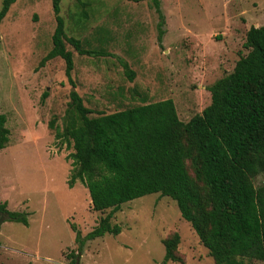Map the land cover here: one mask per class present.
Segmentation results:
<instances>
[{"label":"rangeland","instance_id":"374dc122","mask_svg":"<svg viewBox=\"0 0 264 264\" xmlns=\"http://www.w3.org/2000/svg\"><path fill=\"white\" fill-rule=\"evenodd\" d=\"M80 1L60 3L65 34L100 55L80 56L65 43L74 87L60 58L39 66L52 48L51 0H15L0 22V115L9 131L0 150V203L28 215V226L1 223L0 264H69L67 255L77 248L70 226L84 237L109 212L92 210L81 183L68 187L72 149L48 128L51 120L62 128L71 91L102 114L170 99L187 123L210 104L207 88L247 53L249 28L264 25V0H158L159 42L152 0ZM110 224L120 233L87 241L77 264H163L162 243L174 234L180 261L166 264H214L169 198L151 194L125 203Z\"/></svg>","mask_w":264,"mask_h":264},{"label":"trees","instance_id":"16d2710c","mask_svg":"<svg viewBox=\"0 0 264 264\" xmlns=\"http://www.w3.org/2000/svg\"><path fill=\"white\" fill-rule=\"evenodd\" d=\"M61 1L51 0L52 48L39 66L60 58L74 87L73 56L65 43L80 56L100 54L66 36ZM14 2L2 1L0 22ZM152 2L161 42L164 18L158 0ZM243 47L247 53L232 72L207 88L210 104L187 123L178 119L170 99L102 114L86 108L75 91L69 93L62 128L54 120L48 124L55 138L72 149L68 187L81 183L94 212L109 210L84 237L70 226L77 248L67 255L69 264H77L87 241L120 233L110 220L123 204L151 194L176 204L214 264L264 262V25L249 28ZM120 64L133 81L129 66ZM46 97L45 92L41 103ZM5 123L0 115V150L9 142ZM0 213L9 222L28 226V215L8 211L6 203H0ZM178 243L177 234L163 241V264L180 261Z\"/></svg>","mask_w":264,"mask_h":264},{"label":"water","instance_id":"95a60500","mask_svg":"<svg viewBox=\"0 0 264 264\" xmlns=\"http://www.w3.org/2000/svg\"><path fill=\"white\" fill-rule=\"evenodd\" d=\"M5 219H7V216L5 214H0V225Z\"/></svg>","mask_w":264,"mask_h":264}]
</instances>
